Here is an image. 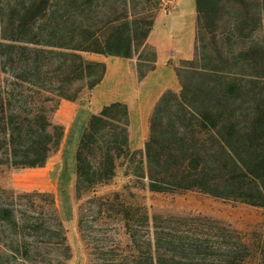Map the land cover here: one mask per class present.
<instances>
[{
  "label": "trees",
  "instance_id": "trees-1",
  "mask_svg": "<svg viewBox=\"0 0 264 264\" xmlns=\"http://www.w3.org/2000/svg\"><path fill=\"white\" fill-rule=\"evenodd\" d=\"M98 1L22 0L14 7L0 0V165L44 167L62 143L65 128L54 119L52 99L22 95V84L37 87L52 56L65 59L66 66L67 60L77 62L67 66L69 76L82 74L84 66L101 68L91 88L103 79L105 63L87 60L84 52L132 58L129 22L118 26L124 29L120 35L104 40L89 24L100 11ZM223 1L196 0L194 57L176 67L181 89L163 92L151 113L144 148L133 150L143 159L138 177L147 178L155 192L199 191L264 208V70L234 68L263 60L264 43L219 55L201 52L199 46L198 32L218 19ZM238 28L243 30L244 23ZM151 29L142 33L143 43ZM128 126V107L121 102L91 115L76 153V187L93 185L103 171L113 173L119 143L129 141ZM95 145L102 150L98 166L88 155ZM108 201L105 210L126 240L108 250L97 240L90 254L98 260L92 264H264V232L244 233L204 214L151 215L147 205L127 202L119 194ZM39 202L52 209L56 205L51 193L0 187V234L5 238L0 264H65L71 259L62 219L53 212L59 222L52 225Z\"/></svg>",
  "mask_w": 264,
  "mask_h": 264
},
{
  "label": "rangeland",
  "instance_id": "rangeland-1",
  "mask_svg": "<svg viewBox=\"0 0 264 264\" xmlns=\"http://www.w3.org/2000/svg\"><path fill=\"white\" fill-rule=\"evenodd\" d=\"M9 2L15 7L22 0H4L5 5ZM98 2L101 5L100 11L92 14L89 24L93 26L92 29L97 32L100 40H104L109 36L120 35L124 29H118V26L129 22L130 34L134 38L132 57L136 62V70L140 78L155 66L156 57L155 48L146 44V41L143 43L142 33L150 26L153 27L155 21L166 13L165 6L168 12L175 6L169 8L168 0H99ZM194 3L195 0L184 2L185 31L181 40L184 55L192 50ZM259 8L261 14L258 13ZM259 14L262 18L260 25L257 22ZM238 23H244L243 30L238 28ZM198 33L201 52L208 54L212 50L219 55V51L232 48L238 50L243 44L254 46L258 41L264 43V0H224L218 19L204 25ZM83 56L87 60L98 61L99 56L111 55L84 52ZM193 57L194 55L188 60ZM262 57L264 58V53ZM60 58L52 56L53 60H49L50 63L44 67L45 73L39 77L37 87L22 84V95L51 98L50 105L55 104L58 108L62 101L68 100L59 96L64 93L73 97L74 102L88 105L93 89L90 84L99 75L101 68L89 69L84 66L82 74L78 72L69 76L67 66L73 67L77 62L74 59L67 60L66 66L65 59ZM182 64L183 60L177 62L179 68ZM257 67L259 70H264V59L253 65L240 63L234 68L252 72ZM2 79L4 75H0V80ZM180 89L181 85L173 90ZM64 128L65 134L61 145L51 153L43 168L14 169L0 165V187L22 192H47L54 196L56 200L54 211L51 206L49 207L48 202L38 204L44 207L46 218L52 225L57 226L59 218L63 221L67 241L72 250V257L65 264H92L94 260H98L90 254L91 246H97V240L100 244H104L107 250L118 246L120 242L124 244L126 237L122 227L105 210L108 200H112L117 194L124 197L127 202L147 205L151 215L204 214L228 222L244 233L264 232L262 207L214 197L199 191H151L148 179L138 177V166L142 164L143 159L140 153H134L135 151L130 148L129 141L119 143L122 151L114 162L112 174L108 175L103 171L104 177L93 185L88 186V183H83L76 187V173L70 171L65 173L63 168L66 127ZM109 137L114 138L112 135ZM120 139L122 140V137ZM95 147L88 151V155L89 160L98 166V163L103 161L100 157L102 150L97 148L99 145ZM106 165L109 167L108 164ZM14 173H22V176L18 177L20 185L17 188L13 185ZM55 211L59 218L55 213L52 214ZM4 242L5 238L0 234V257L5 250ZM86 243L90 244L89 248H86ZM101 251L103 250H98ZM117 258L121 259V257ZM101 259L105 258L99 257V261Z\"/></svg>",
  "mask_w": 264,
  "mask_h": 264
},
{
  "label": "crops",
  "instance_id": "crops-1",
  "mask_svg": "<svg viewBox=\"0 0 264 264\" xmlns=\"http://www.w3.org/2000/svg\"><path fill=\"white\" fill-rule=\"evenodd\" d=\"M174 9L160 16L154 23L146 44L155 48V66L139 78L136 62L132 58L120 56H99L105 63L103 79L91 91L88 105L64 100L55 111L56 122L66 127L64 140V171L76 173V153L81 137L92 114L98 113L106 105L121 102L129 112V145L132 150H141L149 137V120L160 96L167 89L180 87L177 62L194 55L196 41L197 5L194 3V28L191 51L184 55L181 44L185 31L184 2L176 0ZM191 1V0H190ZM194 1V0H192ZM43 168V167H36ZM64 173V176H65ZM22 173H14L13 185L19 187Z\"/></svg>",
  "mask_w": 264,
  "mask_h": 264
},
{
  "label": "built area",
  "instance_id": "built-area-1",
  "mask_svg": "<svg viewBox=\"0 0 264 264\" xmlns=\"http://www.w3.org/2000/svg\"><path fill=\"white\" fill-rule=\"evenodd\" d=\"M167 4H168V5H167ZM167 4H166V5H167L169 8H172V7H174V6L176 5V0H168ZM169 10H170V9H169ZM165 11L168 12L166 6H165Z\"/></svg>",
  "mask_w": 264,
  "mask_h": 264
}]
</instances>
